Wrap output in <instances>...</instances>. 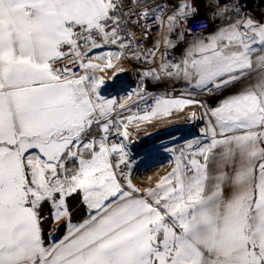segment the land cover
Listing matches in <instances>:
<instances>
[{
  "label": "snow or ice",
  "instance_id": "obj_1",
  "mask_svg": "<svg viewBox=\"0 0 264 264\" xmlns=\"http://www.w3.org/2000/svg\"><path fill=\"white\" fill-rule=\"evenodd\" d=\"M0 264H264V0H0Z\"/></svg>",
  "mask_w": 264,
  "mask_h": 264
},
{
  "label": "rangeland",
  "instance_id": "obj_2",
  "mask_svg": "<svg viewBox=\"0 0 264 264\" xmlns=\"http://www.w3.org/2000/svg\"><path fill=\"white\" fill-rule=\"evenodd\" d=\"M184 126L187 127V128L189 127L190 129L194 128L191 125L187 124L184 120H182L180 118H176V121H175L174 124L167 125L164 128H148V132H150L149 129H151L152 131H155V132H157V131H159V132H166V129L170 127V128L180 129V131H177L175 133V135H176V134H179L181 132V130L183 129ZM195 128H196L195 131L192 130V131L188 132V130H189L188 129L187 131L181 132L180 136H184V137L191 138V135L193 133H195L196 131H198V127H195ZM143 136H144V133H143ZM166 167H167V164H165L163 167H160L159 169L150 170L149 171L150 174L146 173L145 175H152L153 177H155V176H157L159 174H162L164 172V170H165ZM151 171H152V173H151Z\"/></svg>",
  "mask_w": 264,
  "mask_h": 264
},
{
  "label": "built area",
  "instance_id": "obj_3",
  "mask_svg": "<svg viewBox=\"0 0 264 264\" xmlns=\"http://www.w3.org/2000/svg\"><path fill=\"white\" fill-rule=\"evenodd\" d=\"M203 18V8L201 9V16L197 17V21L201 20ZM191 29L193 32L198 31H208L210 29V25L207 22L200 23V22H192L190 21Z\"/></svg>",
  "mask_w": 264,
  "mask_h": 264
},
{
  "label": "crops",
  "instance_id": "obj_4",
  "mask_svg": "<svg viewBox=\"0 0 264 264\" xmlns=\"http://www.w3.org/2000/svg\"><path fill=\"white\" fill-rule=\"evenodd\" d=\"M124 67H129V65H128V64H125ZM104 75H105V77H106V79H107V78L111 77L112 73H111V72H108V73H104ZM121 75H124V74L122 73ZM127 75H128V74H127ZM128 79H129L130 81H132V80L134 79V77L132 76L131 73H129V75H128ZM149 130H150V132L152 131L151 129H149ZM152 132H155V131H152ZM140 135L143 136V132H141Z\"/></svg>",
  "mask_w": 264,
  "mask_h": 264
},
{
  "label": "bare ground",
  "instance_id": "obj_5",
  "mask_svg": "<svg viewBox=\"0 0 264 264\" xmlns=\"http://www.w3.org/2000/svg\"><path fill=\"white\" fill-rule=\"evenodd\" d=\"M183 129H185V128H183ZM188 129H189L188 132H190V131H192V130L195 131L196 128H192V129H190V128L188 127ZM166 131H167V129H166ZM180 134H181V133L176 134V135H177V136H180ZM152 170H153V169H152ZM151 173H152V171H151ZM148 174H150V172H148Z\"/></svg>",
  "mask_w": 264,
  "mask_h": 264
}]
</instances>
